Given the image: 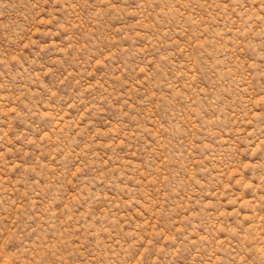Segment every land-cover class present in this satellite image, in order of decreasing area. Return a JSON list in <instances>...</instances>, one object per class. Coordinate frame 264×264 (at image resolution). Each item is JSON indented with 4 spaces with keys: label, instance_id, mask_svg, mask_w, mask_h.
I'll return each mask as SVG.
<instances>
[{
    "label": "rangeland",
    "instance_id": "rangeland-1",
    "mask_svg": "<svg viewBox=\"0 0 264 264\" xmlns=\"http://www.w3.org/2000/svg\"><path fill=\"white\" fill-rule=\"evenodd\" d=\"M0 264H264V0H0Z\"/></svg>",
    "mask_w": 264,
    "mask_h": 264
}]
</instances>
